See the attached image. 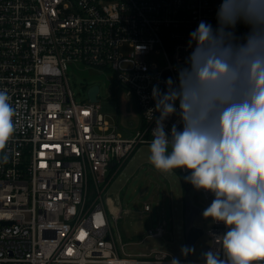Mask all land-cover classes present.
<instances>
[{
    "label": "built area",
    "instance_id": "obj_1",
    "mask_svg": "<svg viewBox=\"0 0 264 264\" xmlns=\"http://www.w3.org/2000/svg\"><path fill=\"white\" fill-rule=\"evenodd\" d=\"M220 3L0 0V89L17 109L8 162L0 163V264H204L160 246L129 253L112 229L123 212L104 195L135 152L150 145L159 115L151 111L153 86L165 90L169 77L177 79L176 67L191 51L189 33L201 21L215 27ZM246 31L240 25L237 34ZM155 55L163 62L151 60ZM70 68L109 75L113 89L134 101L140 127L124 137L107 120L104 106L111 104L89 95L77 102ZM177 121L170 117L166 132ZM199 192L208 207L213 195ZM166 226L150 228L135 246L164 239ZM226 230L212 222L204 252L217 246L210 233Z\"/></svg>",
    "mask_w": 264,
    "mask_h": 264
},
{
    "label": "clouds",
    "instance_id": "obj_2",
    "mask_svg": "<svg viewBox=\"0 0 264 264\" xmlns=\"http://www.w3.org/2000/svg\"><path fill=\"white\" fill-rule=\"evenodd\" d=\"M188 48L177 79L152 88L149 163L167 175L185 169L186 183L213 195L202 216L227 230L210 233L217 246L201 253L204 264H264V0H221L215 27L201 21ZM11 99L0 89V163L17 131ZM194 251L181 247L184 257Z\"/></svg>",
    "mask_w": 264,
    "mask_h": 264
},
{
    "label": "rangeland",
    "instance_id": "obj_3",
    "mask_svg": "<svg viewBox=\"0 0 264 264\" xmlns=\"http://www.w3.org/2000/svg\"><path fill=\"white\" fill-rule=\"evenodd\" d=\"M151 60L163 62L159 55L151 56ZM69 79L72 92L77 102L88 100V90L91 86H98L100 105L113 104L115 108L104 106L107 120L111 125H120V132L128 136L129 131L139 127V113L134 101L128 98L122 89H113V80L109 75L99 74L93 69L84 68L80 71L70 68ZM149 145L141 146L117 174L108 188L104 198L110 197L113 204L119 207L123 215L118 223L112 221L114 233L119 232L129 253L147 251L149 248L163 247L182 257L181 247L186 246L183 224V198L200 210L195 226L204 232L194 245L193 260H201V253L208 245L207 233L211 230V218L202 216L204 208L203 198L190 183H186L176 171V175L162 174L149 163ZM149 204L151 212H144V205ZM114 212L115 209L113 208ZM166 222L167 233L164 239L148 240L140 246L150 228L161 222ZM119 235H116L118 238Z\"/></svg>",
    "mask_w": 264,
    "mask_h": 264
},
{
    "label": "water",
    "instance_id": "obj_4",
    "mask_svg": "<svg viewBox=\"0 0 264 264\" xmlns=\"http://www.w3.org/2000/svg\"><path fill=\"white\" fill-rule=\"evenodd\" d=\"M99 92H100V88L96 85L92 86L88 90V95H89V98L92 102L98 101L97 96H98ZM188 208H189V206H188ZM191 208H192V213L187 214L184 217L183 224H184L186 246L193 248L194 245L196 244V242L198 241V239L204 235V232L195 226V220H196L198 214L200 213V210L198 208H196L192 203H191ZM191 255H189V256H191Z\"/></svg>",
    "mask_w": 264,
    "mask_h": 264
},
{
    "label": "flooded vegetation",
    "instance_id": "obj_5",
    "mask_svg": "<svg viewBox=\"0 0 264 264\" xmlns=\"http://www.w3.org/2000/svg\"><path fill=\"white\" fill-rule=\"evenodd\" d=\"M183 210H184V216H183V219H184V217L187 215V214H191L192 213V208H191V203H190V201L188 200V197L187 196H185L184 198H183ZM189 204V205H188ZM188 206H189V208H188Z\"/></svg>",
    "mask_w": 264,
    "mask_h": 264
},
{
    "label": "crops",
    "instance_id": "obj_6",
    "mask_svg": "<svg viewBox=\"0 0 264 264\" xmlns=\"http://www.w3.org/2000/svg\"><path fill=\"white\" fill-rule=\"evenodd\" d=\"M111 105H112V104H111ZM111 105H109L108 107H111ZM113 108H115L114 105H113ZM113 108H112L111 110H113ZM111 110H110V111H111ZM137 110H138V109H137ZM138 113H139V112H138ZM139 120H140V124H139V127H140V125H141V119H140V116H139ZM116 125H117V127H118V131H119V130H120V129H119V128H120V125L118 124V122H116ZM139 127H138V128H139ZM119 132H120V131H119ZM133 132H134V130L129 131L128 134L130 135V134H132ZM120 133H121V132H120ZM121 134H122L124 137H128V136H129V135L126 136V135H124L123 133H121Z\"/></svg>",
    "mask_w": 264,
    "mask_h": 264
},
{
    "label": "trees",
    "instance_id": "obj_7",
    "mask_svg": "<svg viewBox=\"0 0 264 264\" xmlns=\"http://www.w3.org/2000/svg\"><path fill=\"white\" fill-rule=\"evenodd\" d=\"M176 171L181 175L180 169H176ZM182 177V176H181ZM183 179V177H182ZM184 180V179H183Z\"/></svg>",
    "mask_w": 264,
    "mask_h": 264
}]
</instances>
